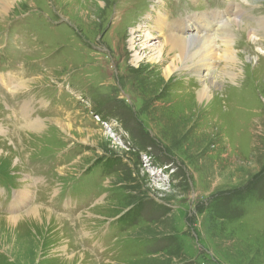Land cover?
<instances>
[{
	"label": "rangeland",
	"instance_id": "obj_1",
	"mask_svg": "<svg viewBox=\"0 0 264 264\" xmlns=\"http://www.w3.org/2000/svg\"><path fill=\"white\" fill-rule=\"evenodd\" d=\"M191 1L11 0L0 13V31L7 27L0 39V217L8 216L2 212L14 193L38 192L29 206L60 221L47 220L44 235L30 231L32 247L21 254L1 233L0 264H96L99 257L98 264H264V45L252 37L254 26L264 37L254 24L264 23V0H231L244 9L243 24L235 19L207 31L217 38L216 65L203 74L194 73L204 60L195 55L167 80L160 70L169 62L131 63L130 46L137 50L153 28L154 12L150 24L144 16L151 6L171 3L176 13L184 6L183 20L216 8L212 0ZM164 8L170 24L174 15ZM225 33L236 70L223 69ZM201 34H182L194 40L192 52ZM5 41L11 46L2 51ZM254 54L261 64L253 65ZM202 83L216 91L199 109ZM33 86L38 97L54 99L49 111L26 99ZM96 116L111 129L103 131ZM35 122L40 129L32 130ZM61 124L72 131L64 134ZM80 132L95 136L82 142ZM78 184L76 196L70 189ZM104 192L105 202H93ZM65 196L69 208L90 210L77 227L98 241L88 245L93 257L64 223L58 206ZM73 254L83 258L68 262Z\"/></svg>",
	"mask_w": 264,
	"mask_h": 264
},
{
	"label": "bare ground",
	"instance_id": "obj_2",
	"mask_svg": "<svg viewBox=\"0 0 264 264\" xmlns=\"http://www.w3.org/2000/svg\"><path fill=\"white\" fill-rule=\"evenodd\" d=\"M10 1L11 0H0V13H1L2 17H4L6 12L8 11V7H10ZM243 2L246 5H249L248 4L249 0H244ZM246 2H248V3H246ZM228 13H229L228 15L230 17H232V16H236V15H242L243 10L240 8V5L237 4V5H232L230 7V10ZM156 17L157 18H156L155 24H153V28H149L145 32V34L143 35L144 39L141 41L142 45H140V47L137 50H136V47L130 46V51L132 52V56H131V63L132 64H134L135 66L138 67V64L141 63L143 59H145L149 63L154 64V67L157 66L159 68H163V65L166 62H169L170 64H168L164 69H162V70L158 69V70H160L161 76L164 80H167L172 75L173 71L179 65H181V64L183 66L185 65V68H187L188 66H186V64L189 63V62H187L188 59L191 60L192 57H194V55H195V57L198 56V57H200V59H204V60H200L199 66H195L196 63H198V62H196L194 64L193 67L197 68L196 70H194L195 74H199V73L203 74L204 71H206V70L212 68V66L216 65V61L215 62L213 61L215 58L210 57V55L214 53V47L216 46L215 40L217 39L216 37L213 38L209 35H205V36H203V38H201V37L196 38L197 42L195 44H197V49L192 52L193 49L191 48V45H192V42L194 40L193 41L190 40L192 38L191 35H189L190 39L181 36V34L179 32L180 24L174 26L172 29L169 28V30L164 33L163 30L166 29L168 26V24L166 23L167 19H166V17H164L161 14V12H158L156 14ZM195 20H196V18H195ZM256 20L257 19H255V21ZM203 21H205V20H201L200 25H199V23L197 24V29H196L197 31L200 30L201 33H203L202 30H205V29L207 30V28L209 27V25L207 27H205V22H203ZM254 24H256L260 28V30L264 31V23L263 22H254ZM188 27L191 28L190 26H188ZM255 29H258V28L256 26L253 27L252 37L256 36ZM154 30H159L158 36L154 35V33H153ZM140 31L141 30L139 29V25H138L137 27H135L133 33L131 32V34L133 35L134 33H137V32L139 33ZM181 37H183V38H181ZM219 38H221L223 46H224L223 54L220 57V58H222V60H223L222 62L225 65L223 69L226 68L227 64H231L230 66L234 67L236 69L237 64H238L237 62L239 59L236 56V52L233 51V49H230L232 46V44H231L232 41H230L231 37L227 36V35H222ZM152 39H162V40L158 41V42H152ZM131 40H132V38H131ZM131 43L132 42H130V44ZM231 53H233L235 55V58L232 57L233 55H231ZM210 58H211V60H210ZM208 65H210V66H208ZM245 66H246V63H242L241 67H243V69L245 68ZM235 69H231V70H235ZM20 84H21V82L19 83V86H20ZM19 86H17V87H19ZM200 88L201 89L197 92L198 97L196 98V102H195V105H197L199 107V109H200V107L205 108L204 105H206V106L208 105V102L212 99V97H214L215 91H216V90L210 88V86L208 84H204V83H202V85H200ZM172 102L179 103L178 98L173 99ZM26 110H27V108H26ZM1 126L2 125H0V133H1ZM30 126L33 128L32 130L40 129L39 124L36 122L31 123ZM59 128L63 131L64 134H66V133L68 134L72 131L71 128L69 127V125L61 124V125H59ZM78 134H79V136H81V135L84 136V139H81L82 142H89L90 137L95 136V135H93V133L80 132ZM0 158H2V156ZM14 196H15L16 204L21 208L27 207L29 202H30V199H31V194H27V193H19V194H15ZM40 211H42V210L39 209L38 206H33L20 216L8 215L6 217L5 216L0 217V219H2L6 225L5 228L0 229V234L4 233L6 235H10L9 239H11V243L13 245H16L18 247V249L20 250L19 254L23 253V250H28V248L32 247L31 241L29 238V232L30 231L31 232L35 231L37 234H43L44 235V232L46 233L48 231V227L50 226V224L49 225L46 224L47 220L52 219L55 222L60 223V221L59 222L57 221L58 220L57 216H55L51 213L49 214V212L47 213V211H45V213H47L48 215H46V217H42L40 215ZM1 230H2V232H1ZM12 230H14V235H11L9 233V232H12ZM17 232H20V234L17 235L16 234ZM43 235L41 236V238L43 237ZM7 241L8 240H6L4 242H7ZM2 249L6 253L11 255L10 254L11 252L8 248L2 246ZM13 253H15V252H13ZM16 255H18V254H16ZM22 257H23V254H22ZM76 258L82 259L83 256L73 254L70 257L67 256L66 260L68 262H74L76 260Z\"/></svg>",
	"mask_w": 264,
	"mask_h": 264
}]
</instances>
